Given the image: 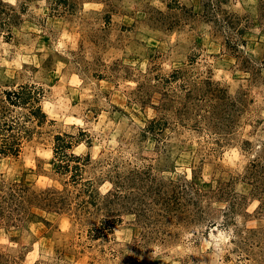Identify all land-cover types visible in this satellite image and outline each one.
Instances as JSON below:
<instances>
[{
    "label": "rangeland",
    "instance_id": "rangeland-1",
    "mask_svg": "<svg viewBox=\"0 0 264 264\" xmlns=\"http://www.w3.org/2000/svg\"><path fill=\"white\" fill-rule=\"evenodd\" d=\"M2 1L0 88L37 87L47 118L17 108L27 131L0 185L67 198L0 218V264H264L260 1L223 0L232 29L211 0ZM207 79L236 107L204 100ZM66 133L75 177L55 155ZM86 180L111 191L98 208Z\"/></svg>",
    "mask_w": 264,
    "mask_h": 264
},
{
    "label": "trees",
    "instance_id": "trees-1",
    "mask_svg": "<svg viewBox=\"0 0 264 264\" xmlns=\"http://www.w3.org/2000/svg\"><path fill=\"white\" fill-rule=\"evenodd\" d=\"M259 1L264 16V0ZM0 2L4 4L2 0ZM222 4L223 0H211L204 6L208 14L216 16L218 21L221 19L222 24H229L230 29H232L234 27L233 16L222 7ZM232 35L233 31L225 39H229ZM233 41L231 37L227 42L234 44L233 48H239V44ZM247 61L249 66H256V64L251 63L250 59H247ZM245 69L247 72H251L249 68ZM205 86H208L209 89L206 90ZM202 91L210 94L208 97L204 95L203 99L207 101L212 100L217 103L219 101L235 100L229 98L225 88L210 79L202 80ZM230 105L236 107L237 101L231 102ZM17 108L25 111L22 112L25 121H42L47 118L40 104V94L37 87L19 85L17 88H0V157L15 156L21 151L22 141L25 138L23 130H27L24 124L20 125L19 122L14 120ZM222 110L224 111L225 109L223 108ZM67 136H70V134L66 133L57 136L58 145L55 148V155L62 162L63 168H67L68 171L72 172V177H75L80 169L82 157L68 152L72 148L73 143L67 140ZM71 162H76V164L71 166ZM94 183L95 181L93 180H86L85 185L89 186L88 194L93 198V202L98 208L100 202L96 201V199L102 196L101 198L105 200V198L110 196L111 191L106 190L107 192L102 194L95 186L91 187V184ZM53 193L55 192L50 189L36 191L31 184L23 181L9 182L7 184L3 182L0 185V218L5 219L7 217L12 223L21 225L31 222L32 218L37 216L33 211L34 207L42 210L63 209L65 207L64 201L67 197L61 193H57V195Z\"/></svg>",
    "mask_w": 264,
    "mask_h": 264
}]
</instances>
